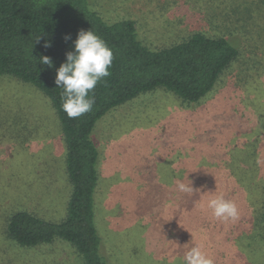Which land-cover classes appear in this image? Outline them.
Masks as SVG:
<instances>
[{"label":"rangeland","instance_id":"rangeland-1","mask_svg":"<svg viewBox=\"0 0 264 264\" xmlns=\"http://www.w3.org/2000/svg\"><path fill=\"white\" fill-rule=\"evenodd\" d=\"M89 7L109 24L135 22L151 49L202 33L238 51L201 101L185 103L157 89L95 124L102 177L96 221L108 264H183L195 245L214 264H264V241L253 232L255 212H264V0H89ZM24 128L30 136L23 146L0 138V227L17 210L53 222L65 216L70 186L51 104L31 86L0 78V129ZM178 182L193 191H179ZM207 191L233 201L238 218L201 211ZM1 237L0 264L54 262L49 248L35 258ZM58 248L57 262L81 264Z\"/></svg>","mask_w":264,"mask_h":264},{"label":"trees","instance_id":"trees-1","mask_svg":"<svg viewBox=\"0 0 264 264\" xmlns=\"http://www.w3.org/2000/svg\"><path fill=\"white\" fill-rule=\"evenodd\" d=\"M82 29L99 36L111 49L113 59L109 75L89 93L94 99L92 109L69 118L61 106L62 89L54 81ZM65 36L71 38L66 41ZM46 43L51 47L46 48ZM41 56L50 57L53 67L40 64ZM237 56V49L226 39L202 33L151 49L138 39L135 22L109 24L90 9L89 0H0V78L16 79L48 99L65 147L62 171L70 186L62 220L53 222L24 210L10 212L2 221L1 239L17 253L23 251L35 258L45 256L49 248L53 264H67L66 260L56 261L58 246L70 249L81 264H108L107 252L100 251L101 246H107L106 238L99 235L96 221V195L102 177L99 151L91 139L95 124L111 109L157 89L185 103H197L214 91ZM28 132L25 128L0 129V138H12L23 146ZM261 211L255 212L253 232L264 241Z\"/></svg>","mask_w":264,"mask_h":264},{"label":"clouds","instance_id":"clouds-1","mask_svg":"<svg viewBox=\"0 0 264 264\" xmlns=\"http://www.w3.org/2000/svg\"><path fill=\"white\" fill-rule=\"evenodd\" d=\"M70 36H65L69 40ZM39 40V39H38ZM37 40V41H38ZM45 47H51L49 43ZM66 60L56 70L55 85L62 89V109L69 118H77L89 112L94 99L89 93L95 88L101 78L109 75L113 53L107 44L92 30H80L74 41L72 51L67 52ZM39 63L52 68L50 57L41 56ZM181 192H191L193 188L183 182L177 183ZM199 207L201 211L210 212L217 219L228 221L238 218L237 205L226 200L216 191H207L200 195ZM183 264H214L200 245L192 246L183 257Z\"/></svg>","mask_w":264,"mask_h":264}]
</instances>
